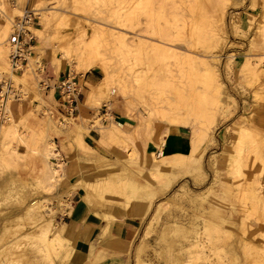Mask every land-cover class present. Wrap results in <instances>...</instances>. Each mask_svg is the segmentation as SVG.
<instances>
[{
	"label": "rangeland",
	"instance_id": "374dc122",
	"mask_svg": "<svg viewBox=\"0 0 264 264\" xmlns=\"http://www.w3.org/2000/svg\"><path fill=\"white\" fill-rule=\"evenodd\" d=\"M27 8L50 9L53 20L45 25L37 14L34 52L25 70L13 78L8 37L13 20ZM99 24L128 43L123 46L111 38L107 46L98 47L116 74L109 86L116 91L111 104L97 94L105 73L82 71L75 61L81 34L89 39L91 25ZM140 32L149 41L166 34L185 57L153 58L137 51L133 44ZM41 41H48L56 62L77 76L80 100L85 97L93 116L79 114L80 103L77 113L68 115L54 99V89H40L37 66L47 71L44 48L37 49ZM117 73L127 77L131 90L121 91ZM145 77L159 82L147 91L154 100L135 95ZM7 78L21 87L25 99L11 102L10 121L2 122L15 123V133L0 135V153L4 147L7 154L0 161V264H63L55 256L51 263L41 242L29 234L44 220L27 211L35 200L46 203L43 215L54 225L49 234L65 225L71 245L67 264H74L73 240L63 218L71 207V178L83 173L90 182L117 184L104 188L97 202L121 210L134 204L145 210L150 203L131 264H138V254L145 264H264V0H0V82ZM175 89L181 91L185 108L169 107L176 100ZM199 96L208 98L202 106L208 114L191 116L193 125L187 127L192 140L196 133L203 137L202 169L187 171L170 165L175 155L161 154L159 159V152L148 148L159 145L167 127H177L171 125V116L189 117L188 103ZM73 118L85 129L77 128ZM67 121L71 129L63 127ZM118 121L127 133L122 142L101 131ZM78 133L90 146L78 145ZM49 140L60 150L63 164L51 187L44 155ZM173 220L181 227H170Z\"/></svg>",
	"mask_w": 264,
	"mask_h": 264
},
{
	"label": "bare ground",
	"instance_id": "6f19581e",
	"mask_svg": "<svg viewBox=\"0 0 264 264\" xmlns=\"http://www.w3.org/2000/svg\"><path fill=\"white\" fill-rule=\"evenodd\" d=\"M210 1L211 0H206V2H208V3ZM212 2H213V0H212ZM40 10L41 11L37 12V14L40 16L39 18L42 17V20H43L42 23L45 24V25H48V23L53 20V18L51 19L50 13H49V12H52V11H50V9H48L49 12H46L47 10L45 11V8H44V10L42 8H40ZM55 12H57V11H55ZM88 22H89V25H90L91 24L90 23L91 21H88ZM91 26L93 27V29H92L93 30L92 36L89 39H86L87 38L86 37L87 34L85 35L84 34L85 32H84V33L81 34V36L79 38L80 39L79 42H77L78 44L75 47L76 48V53H75V55H76V58L75 59L76 60L75 61L78 63L76 65L79 67V69H82V71L89 72V71H93V70L99 69V70H102L105 73V78H103L101 80V82L99 83L98 93L97 92L96 93L98 95H100L101 97L104 96V99L106 98L107 101L110 103L111 100H112V98H113V95L112 94H114L116 91H115L114 88H111V87L109 88V86H110V84H111L112 81L116 80V79H114L115 76H116V74L113 71V69L111 70V66H112L111 64L112 63L109 62L108 59H106V57H105L106 55L101 54V52L99 51L100 49H98V47H100L101 44H105L107 46L109 44V42H111L112 39L114 41H117L118 43L122 44L123 46L124 45H127L128 43H127V40L125 39V37H121V36L117 35L116 33L108 32L105 29V26L104 25H100L99 24L97 26H95V25L94 26L91 25ZM36 30L40 31L39 29H36ZM82 32H83V30H82ZM136 36H137V39L135 40V43L133 45L135 46V48L139 52H142V51L145 52L146 51V52L150 53L153 58H157V57H159L161 55V56H171L172 58L174 57V59L176 58L177 60H179L180 58H182V57L184 58L185 57V56H183L178 51L179 50L178 48H176L174 46H171V44L169 43L168 36H166V34L163 35V37L161 38V40H154V41H152V40L149 41L147 38H144L145 36L143 37V35L141 34V32L138 33V34H136ZM214 57H217V56H214ZM188 58H191V57H188ZM169 59H170V57H169ZM200 62L205 64L206 61L201 60ZM9 63H10V70H9V72H10L11 76L13 78H18L19 77L17 75L18 72H14L13 69H12V67H11L10 58H9ZM3 68H4V70L7 69V67L5 66V64H4V67ZM216 72H213L212 71L214 78L217 79L218 78V75H217ZM117 75H118V73H117ZM119 76L120 75H118V77ZM207 77H206V79H207ZM8 79H10V78H8ZM216 79H214V81ZM10 80H11V82L15 86L20 87V86L16 85L15 82L12 79H10ZM211 81H210V83H211ZM141 82H142V84L140 85L139 89L135 92V95L138 96L139 98H142V100H147V99L154 100L155 97L153 98L151 96V93L149 94L148 92H149V90H151L152 88H154V86H157L159 82H157V80L154 79V78H150V79H147L146 78V80L141 81ZM207 83L209 84V82H207ZM216 83H217V81H216ZM118 85H120L121 91H123V92L125 91L124 93H126L127 91H129L128 89L131 90V87L129 85V81H128V79H127L126 76H120L119 77V79H118ZM137 85H139V83ZM217 87H220V86L218 85ZM177 89H179V87ZM177 89H175V91H177ZM134 90H136V89H134ZM21 91H22V89H21ZM198 95H200V94H198ZM204 95H206V94H204ZM23 96H24V92H23ZM175 97H176V100H173V102L170 100L172 103H170L169 101H167V102L170 103L169 104L170 105L169 107H172L174 110H178L181 107L185 108L186 105L184 106L185 103L183 102V96L181 94V91H177ZM207 99L208 98H206V97L201 98V96H199V98L195 97L193 99L191 98V100L189 99L190 101H189L188 106H187V109H188V112H189V114H188L189 117H179V116H176V115L171 116V118H169L171 125L172 124H176V125H180V126L187 127L190 124H192V121L193 120H191V118H190L191 116L192 117H206L207 114H208V110L209 109L207 111H206V109L203 110V107L202 106H204V104H206L208 102ZM185 102H187V101H185ZM10 103H11V101H9L8 104H7V107H6V110H5V113H4V120L1 121V117H0V121L1 122H6L7 121V123H8L10 121V119H9V118H11L9 116L10 115V110L8 108L10 106ZM206 105H208V104H206ZM0 109H1V103H0ZM212 116H213V114H212ZM67 122L63 126H67L69 124V122L68 123ZM13 124L15 125V123H13V122L11 124H8V125L7 124L6 125H2L0 127V135L2 136V135L5 134V136H6V135H8L10 133H15V131H14L15 127H14ZM61 124H63V123H61ZM201 127H203V126H201ZM77 128H78V126H77ZM81 128H82V126H81ZM102 128L103 129L101 131L104 133L103 135L105 137H107L109 139L121 141V142L125 140V136H126L127 133L124 131V125L123 124H121V123H111V124H109L107 126H104ZM202 138H203L202 135H200L199 133H196V135L194 136V139L192 141V151H191V153L188 154V155H182V154L181 155H175V157L171 159L170 165H173L175 168H179V169H183V170H187V171H192V170H197V169L200 170V169H202L201 158H202V154L203 153L200 150ZM82 146H84V145H82ZM82 146H80V147H82ZM2 148L3 149H1V153H0V161L1 160H4V159H7V154L4 152V147H2ZM44 155H45V157H46V159L48 161V164H47V162L45 163L47 165V168H46V176H47V181L50 182L48 184H50V187H51L58 180L57 177L60 176V171L63 168V164H62L61 159H60L61 158L60 152L56 148V145H55V143L52 140L47 141V148L45 149ZM5 162H7V160H5ZM74 168H75V165H74ZM198 171H195V172H198ZM163 174L164 173H162L161 175H163ZM194 174H192V175L194 176ZM189 175H190V173H189ZM77 184L80 185L81 187H83V189L85 190V194L82 196L83 199H84V201L88 202L92 206H94L96 203H98L97 202V199H96V196L98 194H101L104 188H107V186H110V185L113 186V187H116L117 186V184L113 185L107 179H105V182H103V183L100 182V181L99 182L98 181L90 182L88 180L87 181H84L83 180V181L78 182ZM104 184H106V185H104ZM126 184H127L126 181L121 182V188L123 189V187L126 186ZM74 187L75 186L73 185L72 191L74 190ZM129 187H131V186H129ZM134 189H136V188H132L133 193L136 191ZM208 189H209L208 192H210L211 189L210 188H208ZM127 190H128V185H127ZM201 198H202V196H201ZM88 203H87V205H89ZM46 207H47L46 206V203L44 204V202H42L40 200L31 201L30 204L28 205L27 211H28V213L33 218H36V219H44V220H42V223L40 224L39 228L40 227H45V229L43 228L44 230H39V228L38 229H34V231L32 233H29V234H31V236L37 242L38 241L41 242V246L43 247L44 255L47 256V257H49L51 259V263L53 261L55 262V259L53 258V256H55V257L59 258L63 264H67V261L69 260V257L71 255L70 254L71 253L70 252L71 245L69 244L70 242L68 241V243H67V239L64 237V235L62 233L63 232L62 231V228L55 230V232H53L52 235L49 234L50 232H52L54 225L52 224V220H51L52 218L51 219H47L43 215L44 209ZM149 208H150V203L147 204V208H145V210H142L141 209L140 212H139V214H141L143 216L146 215V213L148 212ZM170 227L179 228V227H181V224H179V222H177V220H176V222L174 221V223H172L170 225ZM69 245H70V248H69ZM138 255H137V262H138V264H145V262L143 260H141V258H139ZM49 264H50V262H49Z\"/></svg>",
	"mask_w": 264,
	"mask_h": 264
},
{
	"label": "crops",
	"instance_id": "0c3cea01",
	"mask_svg": "<svg viewBox=\"0 0 264 264\" xmlns=\"http://www.w3.org/2000/svg\"><path fill=\"white\" fill-rule=\"evenodd\" d=\"M39 45L45 51L44 59L47 64L45 76L51 85H56L67 74L68 66L56 62L58 58L52 55L48 41H45V45L41 41L37 44V46ZM37 49L39 50L41 47L39 46ZM54 99L56 101L59 100V93L56 88L54 89ZM84 100L85 97L80 100L83 108H79V114L87 113L89 116H93V112L90 111L92 107L84 104ZM99 113L101 114V111ZM72 120L74 125H77L79 128L82 126V129H85V125L76 122L75 118ZM116 123L121 122L118 121ZM121 124L124 125V123ZM69 125L70 123L67 126L71 129ZM172 125L177 127L170 130L167 127L166 133L159 145L152 144L150 147L148 146V152H159V159L162 158V155H166L167 157L181 154L188 155L192 151L193 140L190 129L176 124ZM1 126L2 122L0 121ZM94 131L97 133V130ZM89 134L92 138L91 131ZM75 139L80 144H78L79 146H90L85 138L82 139L80 133L77 134ZM200 150H202V144ZM60 155L62 157L61 152ZM168 166L172 170V167L170 165ZM88 179L89 177L86 173L71 178L72 184L76 185L71 195V207L67 209L65 217L63 218L73 240L75 252L74 264H131V252L142 228V220L146 215L139 214L141 209H139V204H134L128 210H121L115 206L101 202L96 203L94 206L90 205L82 197L85 194V190L77 184L80 181H87ZM61 228L66 238L67 231H65V225Z\"/></svg>",
	"mask_w": 264,
	"mask_h": 264
},
{
	"label": "built area",
	"instance_id": "2783aa9c",
	"mask_svg": "<svg viewBox=\"0 0 264 264\" xmlns=\"http://www.w3.org/2000/svg\"><path fill=\"white\" fill-rule=\"evenodd\" d=\"M14 1V0H12ZM37 12L34 8H27L21 15L15 17L12 23V31L9 34L10 44L9 58L14 72L22 73L29 64L30 56L34 52V46L38 36L34 29L37 27ZM39 87L41 90L57 89L59 93L58 104L65 112L74 116L79 108L82 95L81 84L73 73L65 74L56 85H51L45 76V67L37 66ZM25 97L20 87L15 86L10 79H2L0 82V117L4 120V113L9 101H23Z\"/></svg>",
	"mask_w": 264,
	"mask_h": 264
}]
</instances>
